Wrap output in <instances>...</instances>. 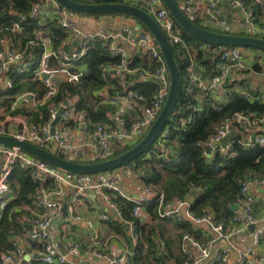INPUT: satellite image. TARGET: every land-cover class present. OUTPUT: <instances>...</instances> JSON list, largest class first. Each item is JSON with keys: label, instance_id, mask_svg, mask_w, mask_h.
Returning <instances> with one entry per match:
<instances>
[{"label": "built area", "instance_id": "obj_1", "mask_svg": "<svg viewBox=\"0 0 264 264\" xmlns=\"http://www.w3.org/2000/svg\"><path fill=\"white\" fill-rule=\"evenodd\" d=\"M82 2L95 3L94 0H83ZM224 5L229 8L228 13L232 14L231 20L238 19L239 21L241 28L237 33L264 38V15L260 16L256 10V6L264 9V0L210 1L206 10L207 19L223 27L224 30H228L229 33H235L227 27L228 18L224 14ZM141 7L154 17L170 45L183 44L179 29L173 23L169 24L170 14L161 0H143ZM61 8L62 6L56 0L33 2L30 15L37 17V27L29 30L28 38L22 45L13 38V35L22 33L24 16L4 28V33L0 37V91L14 88L15 83L11 76L13 74H30L39 79L45 85L46 90L43 94L37 91H22L13 95H2L0 135H9L34 143L67 160L83 163L104 161L111 158L116 142L132 144L144 134V131L149 129L165 102L169 87V72L159 46L147 29L135 31L129 25H125L119 26L113 32L101 26L94 32L87 33L68 16L65 9ZM181 9L187 15L191 14L195 9L194 0H182ZM54 10L58 15L49 16V13ZM54 19L64 36L59 39L56 46H51L46 43L44 34L53 36L54 31L45 32V26ZM74 41L76 45L73 44ZM121 41L147 51L154 63L153 67L130 66L129 55ZM96 44L118 58L116 62L105 67L107 72L127 80L128 83L134 80L155 82L158 88L151 96L140 93L130 86L123 93L110 94L108 91H101L103 96L101 103L111 108L110 123H98L92 138L81 143H73L68 140V137L66 138L70 125L76 129H86L91 124L90 119L84 110L79 109L80 96L77 93L66 92L64 99L59 102L55 101V97L61 83L68 85L81 83L82 59ZM183 45L189 57L185 91L190 95V101L187 106V115L179 120L180 126L189 123L193 113L202 111L206 106L213 104L217 99L218 89L225 87L234 76L253 73L264 78V57L255 60V57L245 54L241 46L219 45L205 41L199 42L196 49ZM38 47L42 50L35 59V56L28 50ZM177 50L180 51V49ZM196 51L216 56L217 73L211 77H205L207 66L196 60ZM52 61L54 64L51 65ZM44 73H47L48 77H43ZM235 93L243 95L250 101H262L264 100V85L258 84L245 90L229 89L225 91L223 98L228 100ZM7 100H9L8 104L4 105ZM25 100L33 102L32 107L37 111L38 119L33 117L30 109H25L23 113L18 112ZM60 106H63L61 119L52 133L51 122L55 119ZM43 109L47 111V118L39 120ZM130 112L138 113L142 118L127 125L125 115ZM263 124L264 112L257 113L254 110L234 112L214 127V131L204 143V148L210 145L211 150L229 153L230 156L233 155L231 149L234 142L245 147L264 148V131L260 130ZM234 128L250 129L256 133L246 140L234 139L223 144L222 139ZM167 136L168 130L163 128L156 139V145L164 151L163 156L169 160L171 149L164 143V138ZM14 167L27 169L36 183L31 194L35 208H25L26 213L22 216V222L26 224L24 232L26 239L35 243L39 251L35 255L26 253L21 244L22 238L16 235L11 238L10 247L0 254V264H21L23 262L30 264L34 260L43 264H74L71 258L81 256L82 244L73 240L66 245L65 251H61L53 242L49 227L53 220L63 218L64 205L67 214L75 219L79 218L75 214V201L88 200L90 195L102 200L111 214L118 218L122 217V212L114 200L115 197H121L131 203L130 215L132 217H138L140 211L153 202L157 216L162 219L174 217L178 221L183 220L180 208L186 206V215L189 219L197 223L207 222L217 236L201 243L192 234L183 233L182 247L186 258L172 264H198L201 261H206L207 264H227L229 247H224L211 256L216 239L228 240L234 234L245 232L250 225H253L252 240L247 250L264 242V213H255L252 193L253 188L264 187V175H251L241 182L239 203L229 219V223L234 226L228 227L225 222L215 221L207 213L194 214L187 197L166 200L163 191L146 183H142L144 195L134 197L123 189L118 177L114 174L105 171L74 173L63 170L18 146L5 144H0V218L2 209L13 198L9 175ZM191 187L195 188L194 185ZM67 198H70L69 201L65 200ZM99 215L103 220L110 219V215L105 212H100ZM125 222H128L130 238L135 246L142 239V234L137 230L135 221ZM91 240L93 246L90 247L88 254L104 261V264H125L131 253L130 249L124 248L114 257L109 258L107 253L97 247L99 244L97 236H92ZM189 248L196 249L197 255H192ZM246 251L238 256L235 264H244Z\"/></svg>", "mask_w": 264, "mask_h": 264}, {"label": "trees", "instance_id": "obj_2", "mask_svg": "<svg viewBox=\"0 0 264 264\" xmlns=\"http://www.w3.org/2000/svg\"><path fill=\"white\" fill-rule=\"evenodd\" d=\"M35 1L38 0H0V37L3 35L4 28L7 25L24 16L22 21L24 29L22 33H15L13 38L19 41L20 45L26 42L29 30L37 27V17L30 15L31 5ZM94 1L121 2L122 0ZM191 20L194 24L203 27L195 20ZM173 25L179 29L183 44L196 49L198 43L202 40L188 33L177 22L173 21ZM45 27V32L54 31L53 36L49 37H51L54 46H56L59 39L64 36V33L58 27L55 19L49 21ZM203 28L214 30L207 27ZM145 29L147 28L145 27ZM218 32L229 33L228 30ZM183 44L171 45L179 68L180 88L175 105L165 124L168 136L164 138V143L171 149L170 158L167 160L163 156L164 151L156 145L155 140L141 155L123 166L131 165L137 178L143 183L163 191L166 200L194 197L192 202H190V209L194 214L207 213L215 221L226 222L234 213V210L231 209L232 206L239 203L241 182L251 175H264V148L259 146L245 147L238 142H234L231 149L233 155L230 156L229 153H223L218 150L209 151L206 154L204 152L206 151L204 143L214 131V127L232 113L249 110L263 113L264 103L259 100L250 101L243 95L235 93L225 102H220L218 101L219 99H216L213 104L206 106L204 110L193 113L189 123L180 126L179 120L187 115V106L190 101V95L186 93L182 84L184 79L186 81V68L189 63V57ZM177 49H180V51ZM41 50V47L30 48L28 52L32 53L36 59ZM195 58L207 66L205 77H211L217 73L215 68L217 59L214 54L196 51ZM117 60V57L110 55L99 44L94 45L82 59L85 67L81 83L74 85L61 83L55 101L59 102L64 99L66 92L77 93L80 96L78 107L85 111L90 119V126H96L98 123H110L108 113H110L111 108L99 102V93L108 82L113 85L108 90V93L112 94L120 90L118 79L109 75V72L105 70L106 64L114 63ZM137 61L134 60L130 66L137 64ZM50 64H54L53 61ZM11 76L15 83L14 88L8 91H0V97L4 94L13 95L22 91H37L39 94H43L46 90L45 85L30 74H13ZM132 88L147 96H151L157 90L158 85L151 81H140L136 82ZM32 114L34 118L38 119L36 112H32ZM45 118H47V111L43 109L42 117L39 120H44ZM144 134L129 145L116 142L118 147H114L111 157L127 151ZM9 184L13 191V198L7 202L1 211L0 254L10 247L13 236L22 235L25 232L26 224L22 222V216L26 213V209L23 207L34 204L31 194L36 183L29 175L27 169L14 167L9 175ZM192 185L195 188H192ZM114 200L122 212V217L110 216V220L121 227L124 226L125 221L133 220L137 225V230L141 232L145 226H140L138 217L130 215L131 203L121 197H115ZM147 209L152 216L162 219L157 216L153 202ZM189 223L188 220L183 219V222L179 223V225L187 227L185 230L189 231ZM154 233L153 230L148 229L145 234V241L147 240L148 242L147 248L144 249L141 241H139L133 248V255L129 257L126 264H143L142 261L150 256L162 261L160 253L157 255L158 257H155L158 252L156 251ZM32 264L41 263L34 262ZM148 264L151 263L148 262Z\"/></svg>", "mask_w": 264, "mask_h": 264}, {"label": "crops", "instance_id": "obj_3", "mask_svg": "<svg viewBox=\"0 0 264 264\" xmlns=\"http://www.w3.org/2000/svg\"><path fill=\"white\" fill-rule=\"evenodd\" d=\"M122 1L141 7V3L143 0H122ZM210 1L211 0H194L195 9L188 16L203 27L224 30L223 27H220L219 25L207 19L206 10ZM177 3L181 8L182 0H177ZM228 10L229 8L227 7V5H224V14L228 18L227 27L228 29L230 28V30H232L233 32H237L241 28L239 26V21L238 19L231 20L232 14L228 13ZM256 10L260 16L264 15V9H261L259 6H256ZM72 19L78 23L77 19L75 18ZM128 25L131 28H133L135 31H138L140 29H145V27L140 22L136 20L132 21L130 18L128 20ZM102 27H104V25ZM106 29L112 30L111 27L110 28L106 27ZM44 37L48 45L54 46L51 37L46 36V34H44ZM121 44L124 46V48L126 49L129 55L130 64L134 60H138L137 64L135 65L133 64L132 67H141V68L153 67L154 63L151 60L149 53L145 51L143 48L139 46H132L123 41H121ZM262 57H264L263 54ZM108 65L109 64H106V67ZM81 67L84 69L85 66L83 63H81ZM109 75L115 77L111 72H109ZM115 78L118 79L120 85V90L115 92H119V93H123L128 86L133 87V85L136 82H140V80H134L132 83H128L127 80L120 79L119 77H115ZM258 84L264 85V78L261 77L260 75H254L253 73H245L243 75L234 76L233 79L225 87H221L218 89L217 99H219L218 101L220 102L226 101L223 98V95L226 90L230 89L229 85L231 86L233 85V87L239 85V87H236L235 90H245L247 88L249 89L250 87H254L255 85ZM112 87L113 85L110 82H108V84L104 87L102 91L104 92L108 91ZM99 95H100L99 102L101 103L103 96L101 95V92L99 93ZM2 97L3 96L0 97V101L3 100ZM8 101L9 100H7L4 103V105L8 104ZM261 102L264 103V100H262ZM32 104H33L32 101L29 100L23 101L22 103L23 107L20 108L18 112H20L21 110L24 111L25 109H30L32 112L37 113V111L34 110L35 108L32 107ZM108 117L110 119V113H108ZM260 128L261 131H264V124ZM68 131L69 134L66 136V138L68 137V140H70L73 143H81L85 140L92 138V136L95 134V126H89L86 129H76L72 125H70V129H68ZM255 133L256 131L250 129L234 128V130L231 133H229L227 136H225L222 139V143L224 144L234 139L246 140L254 136ZM114 147H118V145ZM118 168L119 169L117 170L116 169L113 170L111 174H114L115 176L118 177L123 189L134 197L143 196L144 195L142 189L143 182L137 178L134 171L129 167H125V166H121ZM252 193H253V199L255 205V213L256 214L264 213V187H255L253 188ZM69 199L70 198H67L65 200L69 201ZM23 208L33 209L35 208V205L33 204L32 206L30 205L24 206ZM147 208H143L138 216V218L140 219L139 222L140 226H145L144 229L141 231V234L143 235L142 239L140 240L141 245L144 249L147 248L148 242L147 240L145 241V234L148 232V229L153 230V232H155L154 238L157 248L156 251L158 252V254H155V257L160 253L162 255V261L158 259L156 260L152 256H150L149 258H146L144 261H142L143 264L145 263L148 264V262L151 264L153 263L172 264L173 262H180L183 259H185L186 253L184 252V249L182 247V239H181L182 234L185 232L192 234L201 243H205L206 240L213 237L204 228L195 227L193 222L189 219H185L183 217L184 220H188L190 222L189 223L190 227H188L189 231H186L185 229H187V227H183L181 224L179 225V223L183 222V220L178 221L174 217L158 219L152 216ZM100 212H105L112 217L114 216L113 214H111L110 210L102 200H100L98 197L94 195H90L88 200L75 201V214H77L79 218L75 219L71 217V215L67 214L66 216L63 215V218L61 219H55L52 221L49 227V231L51 233L53 242L60 248L61 251H65L66 245L73 240L79 241L82 244L81 256L71 258V261L74 264H104L105 263L104 261L95 259L88 254L90 247L93 246L91 237L94 235L97 236V239L99 241L97 247L102 251H104L105 253H107L109 258L114 257L116 253L120 252L124 248H128L131 251L130 255L126 259L125 264L127 263L129 257L133 255V248L135 246L130 238L128 227L125 226V224L123 227H121L119 224L112 222L110 219L103 220L99 215ZM225 223L228 227L234 226L233 224L229 223V220L226 221ZM68 227L70 229H68ZM252 230L248 228L245 232L232 235L228 240L216 239L211 251V256L215 255L222 248L229 247L230 252H229L227 264H235L238 256L241 253L245 252L250 246L252 240ZM20 237L22 238L21 244L24 247L26 253H28L29 255H35L38 253L39 250L37 245L33 242L28 241L24 233L20 235ZM189 251L192 255L194 256L197 255L196 249L189 248ZM34 262L41 263L37 260H34L30 264ZM198 264H207V263L206 261H201ZM244 264H264V242L261 245L252 247L250 250L246 251L244 257Z\"/></svg>", "mask_w": 264, "mask_h": 264}, {"label": "water", "instance_id": "obj_4", "mask_svg": "<svg viewBox=\"0 0 264 264\" xmlns=\"http://www.w3.org/2000/svg\"><path fill=\"white\" fill-rule=\"evenodd\" d=\"M161 1L170 14L169 24L173 23V21L177 22L184 30L202 41L219 45L253 47L264 50V38L262 37L240 33H224L200 27L194 24L190 17L183 12L176 0ZM56 2L60 6L76 12L77 14H74V18L77 19L79 27L87 33H92L103 25L105 28L111 27L112 31L115 32V29L119 26L128 25L129 18L132 21L136 20L143 24L153 35L159 46L169 72V87L165 102L147 132L135 145L127 151L104 161L83 163L67 160L34 143L20 140L9 135H0V144L18 146L60 169L74 173H95L116 169L141 155L155 142L172 112L180 88V74L171 45L154 17L140 6L124 1L85 3L78 0H56ZM73 44L76 45L77 43L74 41ZM43 77H48V74L44 73ZM64 104H66V101H64ZM62 110L63 106H60L56 112L55 119L51 122L52 133L55 131V125L61 119ZM205 149L209 152L211 150L210 145H206ZM193 198L194 197H189L188 201L192 202ZM236 207L237 205L235 204L231 209L235 210ZM62 210L63 215L66 216L67 211L65 205ZM125 226L128 227V222L125 223ZM249 228L252 230L253 225H250ZM21 264H25V262Z\"/></svg>", "mask_w": 264, "mask_h": 264}, {"label": "rangeland", "instance_id": "obj_5", "mask_svg": "<svg viewBox=\"0 0 264 264\" xmlns=\"http://www.w3.org/2000/svg\"><path fill=\"white\" fill-rule=\"evenodd\" d=\"M78 1H83V0H78ZM61 9H65L66 10V12H67V14H68V16L70 17V18H74V14H77L76 12H74V11H71V10H69V9H66V8H64V7H62ZM54 15H58V13L54 10V11H52V12H50L49 13V16H54ZM79 15V14H78ZM41 18V17H40ZM37 23H38V21H37ZM214 30H217V31H221L220 29H216V28H214ZM244 33H247V32H245L244 31ZM243 50H244V52H245V54H247V55H249L250 57H255V60H260V59H262L263 57H262V54L264 55V50H261V49H257V48H253V47H243ZM185 83H186V81H185V79L183 80V86L185 87ZM236 87H239V85L237 86L236 85ZM236 87H233V85L231 86V85H229V88L230 89H232V90H235V88ZM11 101V100H10ZM20 112H24V111H20ZM125 118H126V120H127V125H130L134 120H138V119H140V118H142V116L140 115V114H138V113H132V112H130V113H127L126 115H125ZM165 128V127H164ZM148 130V129H147ZM147 130L146 131H144V133H146L147 132ZM125 145H129L130 143L129 142H126V143H124ZM114 146H116V145H114ZM77 160V159H76ZM85 160V159H84ZM83 160V161H84ZM126 167H129L130 169H132V166L131 165H129V166H126ZM117 169H119V168H116V170ZM113 170H115V169H113ZM113 170H108V171H105V172H107V173H111V172H113ZM180 210H181V214H182V216L185 218V219H189L188 217H187V215H186V206H183V207H181L180 208ZM189 220H191V219H189ZM192 221V220H191ZM193 222V221H192ZM193 224H194V226L195 227H201V228H204L206 231H208L209 233H210V235H212L213 237L215 236H217V234H216V232L215 231H213V229L209 226V224L207 223V222H205V221H203V222H199V223H197V222H193Z\"/></svg>", "mask_w": 264, "mask_h": 264}]
</instances>
